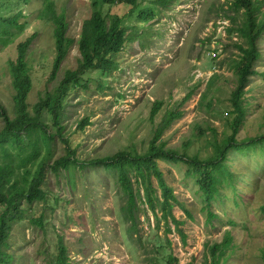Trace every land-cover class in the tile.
I'll return each mask as SVG.
<instances>
[{
  "label": "rangeland",
  "instance_id": "rangeland-1",
  "mask_svg": "<svg viewBox=\"0 0 264 264\" xmlns=\"http://www.w3.org/2000/svg\"><path fill=\"white\" fill-rule=\"evenodd\" d=\"M49 0H0V16L22 12L24 29L7 46L0 45V103L13 117V88L9 61L17 56V45L30 38L26 59L33 85L28 95L29 110L46 91L53 90L66 69L76 68L80 52L78 38L82 23L93 11L123 16L125 34L130 36L115 56L117 67L110 72L88 70L69 84L58 117L65 137L84 161L111 155L119 150L144 153L156 127L168 111H179L163 131L166 146L205 158L213 153L214 139L229 133V95L235 85L232 60L237 57L235 43H244L235 28L244 20V8L235 10L234 0H136L133 6H108L102 0H51L56 12H64L66 35L72 38L55 78L49 79L55 54L53 24L40 13ZM143 12L145 19L140 18ZM145 14V15H144ZM264 16V0L256 12ZM260 56L256 73L246 86L247 114L238 139L264 134V30L257 38ZM213 80L211 90L207 88ZM207 96L203 98L205 91ZM212 98L211 107L206 102ZM157 112L151 117L154 102ZM62 112V113H61ZM86 118L88 123L78 129ZM42 120L54 131L53 118L43 112ZM3 120L0 116V129ZM200 128V131H199ZM36 137V134H34ZM184 142L186 146H184ZM15 157L16 149L7 145ZM65 143L55 136L48 146L40 143L39 157L28 163L33 171L45 162L41 187L44 200H22L21 211L8 220L5 245L9 263L55 264L59 240L65 246L68 264H201L207 247L230 237L219 264H264V143L242 150L231 149L227 164L238 177L236 187H220L209 218L196 175L186 173L182 162L157 159L176 201L174 216L183 221L181 232L169 222L171 231L158 211L148 208L144 188L132 177L137 196V230L122 212L125 202L117 174L100 165L76 164L66 171L50 169L65 154ZM47 156V161L43 158ZM0 164L9 160L2 159ZM19 158L11 164L15 166ZM25 167L15 168L22 183ZM232 182V181H231ZM155 194L160 189L151 178ZM5 207L0 205V214ZM40 219L41 226L35 221ZM184 235V237L182 236Z\"/></svg>",
  "mask_w": 264,
  "mask_h": 264
},
{
  "label": "trees",
  "instance_id": "trees-1",
  "mask_svg": "<svg viewBox=\"0 0 264 264\" xmlns=\"http://www.w3.org/2000/svg\"><path fill=\"white\" fill-rule=\"evenodd\" d=\"M23 1L28 2L29 0ZM102 2L108 6L115 4L133 6L136 4V0H102ZM260 3L261 0L233 1L235 10L244 8V20L235 28L236 32L244 39V43H235L239 52L237 57L232 60L235 85L230 91L228 100L230 113H233V117L230 122H227L229 133L220 140L214 139L213 153L205 158H200L196 154L189 155L185 151L180 152L175 148L166 146V142L160 140L165 128L181 115L179 111H168L159 126L155 128L144 153H137L135 150H119L111 155L84 161L78 160L76 150L70 146L68 137H65V126L60 122L61 116L57 119V114L59 116L60 110L63 109L64 91L69 84L77 82L78 78L88 70H100L107 73L117 67L115 56L130 38L125 34L126 29L122 25L123 16L95 10L89 18L83 21L78 38L80 58L76 68L66 69L57 86L51 91L46 90L33 104L32 111L29 110L27 100L33 85L31 67L26 59L30 38L20 41L17 45L15 60L9 61L11 85L14 91L13 117L9 115L5 106L0 103V116L3 120L0 129V150L3 153L2 159L4 161L9 160L7 163L0 164V205L5 207L0 214V247L5 245V239L8 237L9 224L7 221L12 220L16 213L21 211L20 204L22 200L31 203L45 199L46 192L42 189L41 184L46 163H39L33 171L26 168V165L38 159L40 143L48 146L55 136L65 143L66 151L64 155L56 158L49 165L52 171H57L59 168L68 171L71 167L79 164L80 167L100 165L111 169L117 174V182L123 195H125L121 212L131 224L128 229L129 233L137 230V228L133 229L137 226L138 193L133 188L132 177H136V180L140 179L144 188V200L148 208L155 215L158 211L160 212L161 217L166 222L167 231H171L170 222L182 233L179 225L183 221L177 219L172 211L176 201L173 188L166 182L163 172L158 167L157 159H171L182 162L187 167V174L196 175V181L203 193L204 207L209 218H212L215 214L210 206L212 201L218 197L220 187L228 185L234 188L236 187V181L240 179L234 177L233 171L228 167L227 157L230 150H242L258 142L264 143V134L257 137L237 138L247 114L246 86L249 77L256 73L255 62L260 56L257 38L264 30V16L262 19H257L256 16ZM22 16L21 11L10 16H0V45H9L21 34L24 29V22H19V19ZM40 16L42 19L50 20L53 24L55 54L49 76V79H53L57 75L73 41L72 38L66 35L67 21L64 12H56L51 0L45 3ZM139 17L145 19L143 12H140ZM212 81H208L207 88L209 90L212 88ZM207 91H205L203 98L207 96ZM211 100L210 97L206 102L208 107H211ZM159 105L158 101L153 103L151 117L157 112ZM44 111H47L53 118V132L50 131L49 124L42 120ZM87 123L86 118L82 119L78 123V129H82ZM34 134H36V137H34ZM186 143L184 142L183 145L186 146ZM7 145L16 149L15 157L7 150ZM14 158H19L15 166L11 164ZM43 161H47L46 155ZM17 167H25L22 173L23 183L16 178L15 168ZM152 177L157 181L160 197L155 194V189L152 187ZM35 221L40 226L42 225V220L37 219ZM182 236L184 237V235ZM229 242L230 237L226 234L222 242H213L209 245L207 247L209 254L205 256L201 264H219ZM58 243V255L55 264H68L65 246L60 240ZM10 259L11 255L6 254L0 248V263H9ZM172 259L174 262L171 264H178L175 258Z\"/></svg>",
  "mask_w": 264,
  "mask_h": 264
}]
</instances>
